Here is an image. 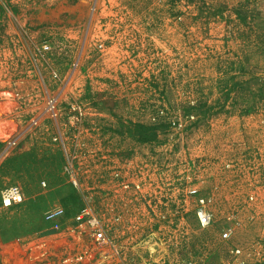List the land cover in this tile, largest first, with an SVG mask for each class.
<instances>
[{"label": "rangeland", "instance_id": "374dc122", "mask_svg": "<svg viewBox=\"0 0 264 264\" xmlns=\"http://www.w3.org/2000/svg\"><path fill=\"white\" fill-rule=\"evenodd\" d=\"M85 206L139 220L172 257H249L264 239V0H0V264H70L52 221Z\"/></svg>", "mask_w": 264, "mask_h": 264}, {"label": "built area", "instance_id": "2783aa9c", "mask_svg": "<svg viewBox=\"0 0 264 264\" xmlns=\"http://www.w3.org/2000/svg\"><path fill=\"white\" fill-rule=\"evenodd\" d=\"M66 169L70 174V167ZM190 192L195 194L196 190ZM11 199L15 200L16 196L13 195L6 202ZM59 212H52L50 217ZM106 215L100 217L91 207L85 206L70 217L69 222L67 219H53L52 227L56 232L63 229L61 222L64 221L65 233L56 237L66 240L67 246H70V264H206L188 257H172L168 250L159 249L152 234L137 237L133 232L135 228L139 230V220L125 219L122 213L108 212ZM195 215L201 227L210 226L214 221L204 198L197 199ZM126 230L129 234H125ZM232 235L233 230L228 227L222 233V239L230 241ZM230 253L236 264H264V239L252 246L248 258L241 257L242 251L237 246H233Z\"/></svg>", "mask_w": 264, "mask_h": 264}]
</instances>
